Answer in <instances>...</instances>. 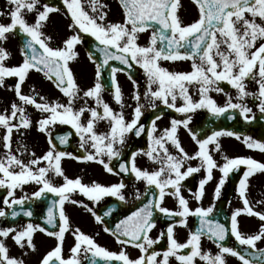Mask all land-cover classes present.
Listing matches in <instances>:
<instances>
[{
  "label": "snow or ice",
  "instance_id": "6c2138e0",
  "mask_svg": "<svg viewBox=\"0 0 264 264\" xmlns=\"http://www.w3.org/2000/svg\"><path fill=\"white\" fill-rule=\"evenodd\" d=\"M8 3L12 6L7 13L10 22H0V87L4 86L6 77L17 78L12 90L19 103L13 101L10 110L0 112V128L4 130L0 136V146L4 150L0 154V189L6 190L2 197L4 207H0V218L16 220L22 215L29 219L19 229L16 226L0 228V264H24L23 259L9 255L5 241L10 237L19 248L34 251L33 235L36 231L56 240L55 246L43 255L40 264H85V261L87 264H170L171 258L176 264H197V260L202 264H226L227 255L236 257L241 264H264V248L257 247V242L264 240V212L255 211L247 198L249 180L256 173H264V162L252 157L230 158L224 155V163L218 164L209 149V145H214L212 151H220L219 138L224 136L242 139L248 149L261 152H264V142L224 128L212 130L210 134L205 132L200 138L198 132L189 126L192 113L201 109L212 117L225 116L228 120L235 119L238 113L244 122L251 123L256 115L246 98L257 101L255 107L260 119L264 120V0H193L198 18L188 24H184L178 15L180 0H119L123 11L122 22L108 21V12L104 10L107 5L100 3V0H63V6L71 18L68 28L74 34L63 40L60 47H51V37L42 31L49 14L59 9L43 3L41 10L37 7L41 0H8ZM84 3L88 4L90 12L85 9ZM25 11L36 13L33 23L26 21ZM2 15L5 13L0 12ZM145 31H150L148 43L140 45L137 42L139 34ZM9 34L19 35L23 41L19 49L22 59L16 65L6 63L11 54L3 44ZM82 34L93 38L91 48L99 53L97 57L93 51L88 52V59L95 65V81L86 90L80 88L70 67V62L78 57L75 47L83 42ZM111 61H117L128 69L134 64L138 65L146 77L143 97L150 107L156 109V101H159L165 108L183 114L184 118H172L169 126L157 134L156 121L163 116V112H159L150 120V127L146 128L140 122L144 115V104L140 102L139 84L129 74L135 89L132 99L136 104L132 118L127 120L123 112V93L116 75L125 68L116 67ZM161 61H190L191 70L172 71L162 66ZM106 68L109 70L113 99L121 109L119 112L113 110L102 96L105 85L101 83V77ZM32 70L42 73L67 98V102L49 101L34 87L32 94H24L22 85ZM249 81L257 86L255 91L248 90ZM221 82L235 89V97L219 86ZM190 88H195L198 99L193 98ZM81 91L85 98L84 105L77 109L74 102L81 98ZM213 91L224 93L226 100L223 105L210 95ZM87 98H91L95 106L89 107ZM178 99L182 101L179 105ZM26 106H32L41 114L36 127L45 135L48 145L40 156L31 152L27 162L21 158L27 151L23 144L15 152L12 149L14 131L22 136V130L32 126ZM85 113L88 114L86 119ZM100 121L107 123V131H96ZM57 124L68 125L74 130L82 155L60 150L59 146L69 143L73 132L57 134L53 138V129ZM181 127L187 130L198 146L194 154L189 155L181 144L178 135ZM145 132L147 148L133 150L122 159L128 134L140 137ZM169 145L175 149V154L169 150ZM139 155L147 157L157 167L148 170L137 166L136 158ZM63 158L95 162L109 174H130L135 181L144 183L143 191L134 188L132 192L133 199L140 201V205L114 226L105 225L103 229L115 238L117 244L122 245L119 251L102 246L79 227L73 229L65 205L81 206L97 223H104L103 218L110 216L115 206H107L101 216L83 200L72 198V194L79 193L92 204L104 197H114L127 204L128 198L123 191L125 182L121 180L103 185L92 181L86 184L81 177L69 178L61 166ZM114 159L119 161L118 171L112 166ZM191 160H199V163L185 167ZM242 166V175L235 188L242 207L232 210L226 222H221L212 215L216 201L230 173L241 171ZM201 169L205 175L198 181V188L195 191L188 189L197 202L203 199L205 186L213 180V170L218 169L221 175L214 187L213 203L193 209L182 194L181 189L186 186L182 182ZM50 173L62 177L63 183L54 184L49 178ZM28 184L37 187L30 194L17 197L16 190L23 191ZM168 196L176 202L174 209L163 206ZM45 198L48 199L46 211L42 209L44 224L58 230L34 224L31 221L34 215L32 208L25 207L29 202ZM157 213L171 222L153 239L150 232L156 225ZM241 214L261 221L255 234L246 235L240 231L238 218ZM190 216L196 218V225L188 229L187 239L180 242L176 238L175 228H187ZM66 233L72 235L74 243L65 257L63 245ZM229 234L239 246L244 247L238 250L226 246L224 242ZM165 237L166 248L157 250L154 246ZM205 238L218 251L212 253L204 250L202 239ZM129 247L137 249L139 255L132 258L127 251Z\"/></svg>",
  "mask_w": 264,
  "mask_h": 264
},
{
  "label": "flooded vegetation",
  "instance_id": "af4514ba",
  "mask_svg": "<svg viewBox=\"0 0 264 264\" xmlns=\"http://www.w3.org/2000/svg\"><path fill=\"white\" fill-rule=\"evenodd\" d=\"M43 3H48L50 6L59 9L58 11H54L49 14V18L44 23L42 31L45 35L51 37V41L49 42L51 47H60L62 46L63 40L67 37L74 34V31L69 30L68 25L71 23V18L67 14L66 9L63 6V0H41V4L37 7L42 10ZM100 3L107 5V8L104 10L108 12L107 20L112 22H122L123 21V11L119 4V0H100ZM180 8L178 9V15L180 19L183 21L184 24H188L193 22L195 19L198 18V10L196 5L193 3V0H180ZM11 5L8 3V0H0V12L5 13V15L0 16V22L8 23L10 19L7 13L11 9ZM84 7L89 12L91 11L88 7L87 3H84ZM35 12L28 13L24 12V18L28 23H33L35 19ZM83 35V42L77 44L75 50L78 53V57L70 62V67L75 75V79L79 84L82 90H86L88 87H91L95 81V65L88 59V52L93 51L95 53V49L91 48L93 44V38L86 35ZM150 31H145L139 34V38L144 36L145 38L149 39ZM138 38V43L142 45L140 39ZM22 40H20L19 35L16 34H9L7 41L4 42L3 46L6 50L11 54L10 58L6 61L7 65H16L18 64L22 57L20 54V47L22 46ZM96 56H99V53H95ZM110 63L114 64L116 67L125 68V71L118 72L117 80L121 87L123 93V102H124V115L127 120L132 118V111L135 107L136 101L132 99L133 92L135 91L132 80L129 79V74L133 79H135L139 84V92L141 93V103L144 104V115L141 117V123H143L146 128L150 127V120L153 116L159 112H163V116L160 120L156 121L159 130L168 127L170 120L172 118L182 119L183 114L176 113L174 110L167 109L163 105L160 104L159 101H156L157 108L152 109L148 103V101L143 97V92L145 91L146 85V77L144 75L143 69H141L138 65H133L131 69H128L126 66L120 65L117 61H111ZM162 66L168 68L172 71H190L191 70V62L190 61H176V62H168V61H161ZM17 78L15 77H6L5 84L3 87H0V112L4 109L10 110V105L13 101L19 103L18 99L15 96L14 90H12V86ZM105 88L102 92V96L105 102H107L113 110L119 112L121 111L120 106L115 102L113 99V90L110 88L109 84V70L105 69ZM101 83L102 79H101ZM220 87H222L225 92L230 93L233 97H235V89H232L226 82H221ZM33 87L35 90L40 93L41 95L45 96L49 101L52 100H59L62 103L67 102V98L63 96L62 93L59 92L55 86L48 81L42 73L36 72L34 70L30 71L26 81L22 85V92L24 94H32ZM155 87V86H154ZM256 85L254 82H247V88L249 91H255ZM190 92L193 95L194 99H198L196 95L195 88H190ZM210 95L216 100V102L220 105L225 103L226 97L224 93H216L211 92ZM80 99H77L74 102L75 108H80L84 105L83 98V91L80 93ZM38 99V97H37ZM247 103L250 107L253 108V112L256 115V119L251 123H246L239 117L238 113L236 114V118L233 120L221 119L219 124L221 128L230 127L232 131L242 132L243 130H247L245 133L246 135L252 136L254 139L261 140L264 142V138H262L264 134V120L259 121L260 114L258 109L255 107L257 101L252 100V98H246ZM182 101L179 99L177 100V105L181 104ZM87 105L89 107L95 106L94 101L91 98H87ZM27 107V114L32 119V126L28 130H22L24 134L21 136L20 134L14 131L12 136V149L15 152L17 147L20 144H23L27 151L23 153L21 158L27 162L30 159V153L35 152L36 156L42 155L48 148L46 137L43 133H40L36 127V121L40 118L41 114L36 111L32 106ZM157 111V112H156ZM152 115L151 117H147L148 115ZM193 119L190 123V127L193 128L198 132L200 138H203V134L205 132H211V127L209 126V122L205 123L206 116H211L206 110H197L195 113H192ZM88 116L87 113L84 114V119ZM255 121L257 122V131H259L258 135L251 134L250 129L255 130ZM253 126L252 128H250ZM108 129V125L104 121H100L96 126L97 132H105ZM73 132V135L69 139V143L64 146H59L60 150L72 152L74 155H82V150L79 149V138L75 136L74 130L70 128L68 125H59L57 124L53 129V138L57 134H63L65 132ZM4 130L0 128V136L3 135ZM179 139L181 141L182 146L185 150L189 153V155L194 154L197 151L198 146L192 141L189 133L183 127L179 129L178 132ZM221 144L220 151H212L214 145H209L210 154L213 155V158L217 161L218 164L224 163L223 156L227 155L228 157H237V156H244V157H252L259 162H264V152L259 150H250L248 149L241 140H236L234 137H221L219 138ZM134 141V143H132ZM58 144V141H56ZM147 135L146 132L142 133L140 137H136L132 133L128 134L126 144L122 149L123 156L122 159L126 158L129 154L126 151L131 148V150L136 149H146L147 148ZM169 150L175 154V149L169 145ZM3 148L0 146V154L3 153ZM106 159V158H105ZM118 163L119 161L113 160L112 166L115 167L118 171ZM137 166L141 168H147L148 170H153L157 165L148 161L147 157L143 155H139L136 158ZM199 163V160H191L188 161L185 167L188 164L192 166H196ZM61 166L64 170L65 175L69 178H76L81 177L82 182L86 184H90L92 181H96L103 185H110L112 183H117L123 180L126 184V188L123 190L126 197L128 198V203L125 204L123 202L118 201L114 197H104L102 200L96 204H92V202L88 201L86 197H83L79 193H73L72 198L77 200H83L84 203L89 204L90 207H93L98 214L103 216V212L106 210L107 206H115L114 212L108 216L104 217V223H97L93 216L83 207L72 205L70 203H66L65 210L66 214L70 218V223L72 228L79 227L84 233L93 236L96 241L101 244L102 246L107 247L109 250L119 251L122 245L116 243L115 238L110 235L109 233L104 232L105 225L107 226H114L119 219L123 218L124 215L129 214L130 211L134 210L136 205L140 201H136L133 199L132 192L134 188H139L141 191L144 190V183L142 181H135L134 177L130 174H120V175H112L107 173L103 167L95 162H84V161H77L72 158H63L61 161ZM243 166L241 167V171H235L230 173L229 177L226 180L225 185L222 188L221 196L216 201V208L213 215V218L220 220L221 222H226L232 210L237 207H242V202L238 198V195L235 192L236 184H238V180L242 175ZM205 175L203 169L199 173H195L192 176L186 178L184 182H182L185 187L181 189L182 194L188 199L189 206L191 208H195L197 206H204L207 207L213 203V193L214 187L217 183L221 173L218 169L213 170V180H211L205 186V194L203 199L200 202H197L188 191L189 188L195 191L198 188V181L203 178ZM234 175L232 178L234 187L231 190L230 187V177ZM49 178L52 180L54 184H61L63 183L62 177L54 176L53 174H49ZM36 185L28 184L25 185L23 191L20 189L16 190V196L19 197L24 195L25 193L30 194L32 191L36 189ZM6 194L5 189H0V207H4L2 203V197ZM228 195L229 198L228 199ZM51 198V197H49ZM247 198L250 201V204L253 206L255 211L264 212V203H257V201H264V173H256L253 177L249 180V188L247 191ZM47 199L40 201H32L25 205V207H31L34 215L31 218V221L35 223H39L42 226L48 227L49 230H58L52 229L51 226H47L44 224L43 215L46 211V203ZM228 201L225 205H221L219 208L218 205L223 203V201ZM230 202V203H229ZM163 206L168 207L170 209H174L176 207L175 200L168 196L165 198L163 202ZM7 210V209H6ZM216 214V215H215ZM29 218L25 217V220L18 221L11 219L10 217L0 218V228L7 227V226H16L18 229L20 226L25 224ZM239 220V229L243 234H255L259 230V225L261 221H259L256 217H251L246 214H241L238 218ZM171 221H167L163 218L162 214H156V225L150 232V235L153 239H155L162 230L165 229L166 224ZM188 227H181L177 226L175 228V235L176 238L180 242H184L187 239L188 229L194 228L196 225V218L195 217H188L187 220ZM7 247L9 248V255L11 249L14 247L15 243L9 237L5 241ZM33 243L35 244V250H29L27 248L23 249L28 254L27 259L24 261V264H40V260L43 255L46 254L52 247L55 246L56 240L53 237L47 236L45 233L40 231H36L33 235ZM74 243V238L70 233L65 234V241L63 245L64 252L63 254L66 256L69 255V248ZM226 246H233V247H244L239 246L235 239L231 237L229 234L228 238L224 242ZM202 246L204 250H210L212 253L218 251L216 246L209 240L202 239ZM157 250H163L166 248V237L162 238L160 242L154 246ZM258 248H264V240L257 242ZM129 255L132 258H135L139 255L137 249L129 247L127 249ZM85 264L87 262L85 261ZM170 264H176L174 258L170 259ZM197 264H202L199 260H197ZM226 264H241V262L236 258L232 257L231 255L226 256Z\"/></svg>",
  "mask_w": 264,
  "mask_h": 264
},
{
  "label": "rangeland",
  "instance_id": "374dc122",
  "mask_svg": "<svg viewBox=\"0 0 264 264\" xmlns=\"http://www.w3.org/2000/svg\"><path fill=\"white\" fill-rule=\"evenodd\" d=\"M139 39L142 45H146L148 43V39L144 36H141ZM25 252V250L19 248L17 245H14V247L10 251V256L16 257L18 259H23V261H25L28 257V254H25Z\"/></svg>",
  "mask_w": 264,
  "mask_h": 264
},
{
  "label": "water",
  "instance_id": "95a60500",
  "mask_svg": "<svg viewBox=\"0 0 264 264\" xmlns=\"http://www.w3.org/2000/svg\"><path fill=\"white\" fill-rule=\"evenodd\" d=\"M220 120V119H219ZM211 123L214 125L213 127H214V130H216V129H218L219 127V122L217 121V119H215V118H212V121H211ZM254 131V130H253ZM256 131V130H255Z\"/></svg>",
  "mask_w": 264,
  "mask_h": 264
}]
</instances>
